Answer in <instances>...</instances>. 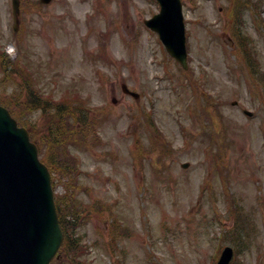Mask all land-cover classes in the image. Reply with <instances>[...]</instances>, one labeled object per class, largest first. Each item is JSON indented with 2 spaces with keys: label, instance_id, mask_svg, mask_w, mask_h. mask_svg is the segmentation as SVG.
<instances>
[{
  "label": "rangeland",
  "instance_id": "rangeland-1",
  "mask_svg": "<svg viewBox=\"0 0 264 264\" xmlns=\"http://www.w3.org/2000/svg\"><path fill=\"white\" fill-rule=\"evenodd\" d=\"M182 1L188 70L144 24L156 0H20L17 32L0 0V103L42 156L75 157L55 194L83 216V264H216L226 246L264 264V0L240 24L231 0ZM67 122L88 141H52Z\"/></svg>",
  "mask_w": 264,
  "mask_h": 264
},
{
  "label": "water",
  "instance_id": "water-1",
  "mask_svg": "<svg viewBox=\"0 0 264 264\" xmlns=\"http://www.w3.org/2000/svg\"><path fill=\"white\" fill-rule=\"evenodd\" d=\"M158 1L160 13L145 24L159 34L169 54L187 69L182 2ZM14 8L16 14L18 0ZM123 89L139 97L126 86ZM62 242L49 170L40 162L28 131L19 128L9 111L0 106V264H50ZM232 256V249L227 248L219 264H229Z\"/></svg>",
  "mask_w": 264,
  "mask_h": 264
},
{
  "label": "trees",
  "instance_id": "trees-1",
  "mask_svg": "<svg viewBox=\"0 0 264 264\" xmlns=\"http://www.w3.org/2000/svg\"><path fill=\"white\" fill-rule=\"evenodd\" d=\"M235 7H236L235 11L237 12L236 14L238 16L237 19L238 22L240 23L242 22L241 16L243 15L242 4L240 2H236ZM241 40L244 39L242 38ZM18 120L21 125L30 127L26 122H22L20 119ZM70 125L72 126L66 131H64ZM86 129H88V127H86ZM30 133L32 140H35V134H33L31 129H30ZM51 133H52V141L56 139L57 143H60L63 140H69L70 142L73 140V138L77 137L78 140H81L80 144L82 145L87 141L86 136L88 132H86L85 130L81 131V126L76 128L74 123L69 124V122H67L63 124V126H54L51 129ZM43 157L47 159V163L50 166L52 172H54L57 175V177H59V179L62 177L60 182H62V180H65L68 183H72L71 180L76 178L72 175V171L77 169L75 164L76 159L72 155L64 156L62 163H60L57 156H55L54 158L52 157V155H50L49 157L47 156H43ZM65 189L69 190V187L65 186ZM72 197L73 195L67 194L66 192L64 196L61 195V196H57L56 198V204L60 217L61 227L65 234V241L60 251V257L58 260L54 262V264H83L81 258L85 253L84 252L85 248L82 245V243H80L79 237L76 236L77 229L83 225V216L78 214L76 202L69 204V201Z\"/></svg>",
  "mask_w": 264,
  "mask_h": 264
}]
</instances>
